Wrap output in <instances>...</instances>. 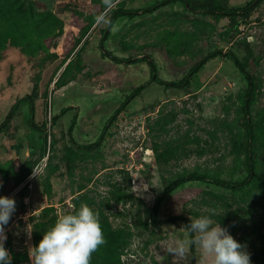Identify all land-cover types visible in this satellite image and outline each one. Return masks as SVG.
Listing matches in <instances>:
<instances>
[{
  "label": "rangeland",
  "instance_id": "obj_1",
  "mask_svg": "<svg viewBox=\"0 0 264 264\" xmlns=\"http://www.w3.org/2000/svg\"><path fill=\"white\" fill-rule=\"evenodd\" d=\"M193 1L250 4L251 11L237 17L242 21L235 27L229 17L181 1L118 0L114 8L124 9L113 20L106 13L110 28L94 23L104 14L102 0H0V123L13 112L0 128V195L16 201L4 228L11 264H30L32 224L43 210L56 220L81 201L99 213L106 240L91 264H200L195 246L194 257L189 248L184 259L165 248L187 246L189 216L211 215L210 209L211 218L246 247L251 264H261L264 0ZM215 50L235 53L253 78L257 174L240 193L188 181L163 195L171 179L194 170L232 182L247 179V84L233 61L209 59L189 86L174 88L151 82L155 73L142 60H153L163 80L178 81ZM139 85L140 95L108 125ZM175 216L187 221H169Z\"/></svg>",
  "mask_w": 264,
  "mask_h": 264
},
{
  "label": "clouds",
  "instance_id": "obj_2",
  "mask_svg": "<svg viewBox=\"0 0 264 264\" xmlns=\"http://www.w3.org/2000/svg\"><path fill=\"white\" fill-rule=\"evenodd\" d=\"M118 0H102L103 13L94 16V23L113 27L106 13L111 11ZM2 184V181H0ZM69 212L57 215L54 224L48 226L36 245L28 249L30 264H91L92 255L106 243L99 213L86 202L79 208L69 205ZM16 210L14 198L0 195V264H11L12 257L4 246L7 237L4 228ZM211 215L196 218L189 216L186 230L191 236L187 241L170 244L165 248L168 255L184 259L189 248L195 246L201 253L200 264H251L250 253L237 241L226 227L214 221Z\"/></svg>",
  "mask_w": 264,
  "mask_h": 264
},
{
  "label": "trees",
  "instance_id": "obj_3",
  "mask_svg": "<svg viewBox=\"0 0 264 264\" xmlns=\"http://www.w3.org/2000/svg\"><path fill=\"white\" fill-rule=\"evenodd\" d=\"M170 1H181L185 7L186 3H188L191 8L194 9H201L203 10L204 14L208 13H215V16H225L229 17V19L233 22V25L237 27L239 23L242 20H237V17L240 19L245 18L248 16L249 12L251 11L250 8H248L247 5L242 8H226L222 5H219L215 2H203L196 4L193 0H170ZM158 3V2H157ZM188 8V7H187ZM121 6L118 8H113L109 13L107 14V17L109 20H113L114 18L118 17L120 12L123 10ZM216 56H228L234 63V65L238 68V70L242 73L243 77L246 80L247 88L245 91L246 99L244 100V103L242 105V112L244 114V120H243V129L246 141L248 142V145L246 146L249 150H245L244 155V161L246 165V169L248 171L247 179H242L240 181H229V180H222L219 179L216 176L209 175L207 173L197 172L194 170L193 172H190L188 174L179 175L174 179H171L163 188L162 194L166 195L171 193L173 190H175L177 187L183 185L184 183L188 181H201V182H207L211 183L218 187H224L227 189H230L231 191L235 193L243 192L247 185L250 184V181L254 179V176L257 174V168L255 163V158L253 156L254 148L256 147V143L258 142V136H259V130L257 128L256 123L252 120V117H250V110L252 107V99H253V91H254V81L251 76V74L248 72L246 68V63L233 52L224 53L222 50H215L213 52H210L206 54L203 58H201L199 61H197L188 71L187 73L178 81H166L160 78L156 72V66L153 60H151L148 56H145L142 58L148 66L152 69V72L155 73L153 76H151V82L158 84L160 86L165 87H174V88H184L190 85L192 77L199 72V70L203 67V65L209 60ZM144 88V85H139L132 90L130 94H128L123 101L118 105V107L115 109L113 114L108 118L107 124L110 125L112 122L116 119V117L119 115L120 112L124 110L126 105L136 96L140 95L142 89ZM28 96H25L26 98ZM23 98L18 99L12 106V110L15 109L16 106H18V103L22 102ZM13 112H9L8 115L5 117L4 121L0 123V128L3 127L4 123L11 117ZM72 123L69 126V131L71 130ZM108 127L107 125L104 127ZM160 201V197H157L155 200L154 206H153V212L156 211V208L158 206V203ZM47 210H43L40 215V220L37 222H34L32 224V244L36 245L39 240L42 238L43 231L50 225L54 224L55 217H47ZM184 220L187 221L186 218L182 216H175L169 218V221H177V220ZM166 220H163L165 222ZM111 241L112 243V234L111 237H107V243ZM190 253L194 257V246L190 247ZM192 257V259H194ZM259 259L261 264H264V234L261 237L260 245H259ZM194 264V263H192Z\"/></svg>",
  "mask_w": 264,
  "mask_h": 264
},
{
  "label": "water",
  "instance_id": "obj_4",
  "mask_svg": "<svg viewBox=\"0 0 264 264\" xmlns=\"http://www.w3.org/2000/svg\"><path fill=\"white\" fill-rule=\"evenodd\" d=\"M256 1H258V0H255L254 2H252L251 5H253ZM186 6H187L188 8H191V6H190L188 3H186Z\"/></svg>",
  "mask_w": 264,
  "mask_h": 264
},
{
  "label": "built area",
  "instance_id": "obj_5",
  "mask_svg": "<svg viewBox=\"0 0 264 264\" xmlns=\"http://www.w3.org/2000/svg\"><path fill=\"white\" fill-rule=\"evenodd\" d=\"M4 234H5V230H4ZM6 235V234H5Z\"/></svg>",
  "mask_w": 264,
  "mask_h": 264
}]
</instances>
